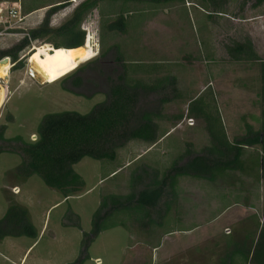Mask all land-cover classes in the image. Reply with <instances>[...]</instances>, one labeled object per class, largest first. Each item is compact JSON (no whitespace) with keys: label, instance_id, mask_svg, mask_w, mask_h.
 <instances>
[{"label":"rangeland","instance_id":"obj_1","mask_svg":"<svg viewBox=\"0 0 264 264\" xmlns=\"http://www.w3.org/2000/svg\"><path fill=\"white\" fill-rule=\"evenodd\" d=\"M19 1L20 7L15 6L18 0H0L3 8H19L24 17L18 25L9 18L2 20L7 23L0 22V52L14 51L48 14L49 27L57 29L86 0ZM51 3L58 6H45ZM253 5L254 0L100 2L81 25L86 39L79 47V61L71 50L53 48L42 40L29 41V46L18 52L21 68H12L10 58L8 68L1 66L0 88L5 95L0 102V128L5 127L4 138L19 136L26 143L37 141V128L45 115H85L108 100L110 84L122 70L112 65L109 71L98 61L112 46L127 66V79L150 83L173 76L181 97L172 100L166 92L169 102L163 105L157 103L158 93L143 97L141 103L159 115L155 119L159 139L152 145L131 140L116 150L113 161L82 158L73 169L84 180V188L67 198L47 188L37 176L20 182L13 175L20 157L1 153L0 219L7 209L6 189L27 208L38 235L35 239H3L0 264H73L78 260L83 233L90 231L102 196L127 194L130 173L136 167L145 166L163 175L186 149L196 154L208 145L202 121L187 114L193 100L203 97L215 104L229 141L243 134L245 123L259 128L264 2ZM34 8H42V12L25 17ZM248 44L260 61L249 63L242 55L235 58L241 46L245 49ZM113 52L108 53L109 60L115 58ZM30 63L44 83L28 76ZM260 157L258 145L244 147L242 172L224 173L213 183L180 178L176 187L178 215L171 210L163 226L149 234L121 227L103 231L87 248L83 264H219L232 249L228 243L250 248L264 226ZM73 215L79 228L72 225ZM234 264L248 263L235 256Z\"/></svg>","mask_w":264,"mask_h":264},{"label":"trees","instance_id":"obj_2","mask_svg":"<svg viewBox=\"0 0 264 264\" xmlns=\"http://www.w3.org/2000/svg\"><path fill=\"white\" fill-rule=\"evenodd\" d=\"M105 1L112 2V0L82 2L71 17L57 29L49 27L48 14L38 28L31 30L20 41L14 51L0 52V59L8 57L13 64L12 68H21L22 62L18 60V52L29 46V41L45 40L53 48L65 50L83 46L86 39L85 31L81 29L83 20L98 3ZM203 1L211 4L221 0ZM263 2L264 0H254L253 6L257 7ZM58 38L64 40L59 41ZM111 51H114L116 56L109 60L107 55ZM108 53L98 62L109 71L112 65L113 69L118 67L122 73L110 84L106 102L97 104L85 115L76 112L45 115L37 128L38 139L33 143H26L19 136L6 139L5 127L0 128V154L9 153L20 157V163L13 174L20 182L37 176L47 188L67 198L80 193L84 188V180L73 169L82 158L113 161L116 150L131 140L152 145L159 139L155 122L159 115L144 106L141 99L146 95L158 93L161 96L157 103L163 105L169 102L166 92L171 94L172 100L180 98L175 77L166 75L150 83L141 79H127V66L122 62L117 47H110ZM237 53L239 55L235 58L242 55L249 63L260 61L249 44L245 49L241 46ZM3 66L8 68L9 64ZM6 73L7 71L4 75ZM0 78L3 81V77ZM258 82L257 97L260 105L258 129L255 130L250 124L245 123L243 134L234 141H229L215 104L203 97L190 102L187 114L202 121L208 145L196 154L189 150L190 148L186 149L163 175L145 166L136 167L130 173L127 194L102 196L98 208L92 215L90 231L83 233L82 255L73 264H83L87 258L86 250L89 245L100 233L109 228L121 227L124 230L149 234L153 228L162 227L164 219L177 205L176 187L180 178L191 177L213 183L224 173L242 172L244 147L259 146L260 166L264 174V60L259 63ZM4 195L7 209L0 219V242L7 237L37 238L38 233L27 208L18 204L6 189ZM121 216L127 220L126 223ZM72 218L74 220L72 225L79 228L78 218L75 215ZM228 247L232 248L231 251L225 254L219 264H234L235 256L246 260L248 264H264V226L261 227L257 239L251 241L250 248L243 243L236 245L231 242L228 243Z\"/></svg>","mask_w":264,"mask_h":264},{"label":"built area","instance_id":"obj_3","mask_svg":"<svg viewBox=\"0 0 264 264\" xmlns=\"http://www.w3.org/2000/svg\"><path fill=\"white\" fill-rule=\"evenodd\" d=\"M6 5V4H5ZM19 7V6H18ZM3 18H9L11 20H13V24L14 25H18L21 24L23 22L24 17L21 16V11L20 9H16V7H10V8H3L2 5H0V22L2 23H7V20L5 19V21ZM16 190H18L17 188H15Z\"/></svg>","mask_w":264,"mask_h":264},{"label":"crops","instance_id":"obj_4","mask_svg":"<svg viewBox=\"0 0 264 264\" xmlns=\"http://www.w3.org/2000/svg\"><path fill=\"white\" fill-rule=\"evenodd\" d=\"M1 3H5V4H7L8 2L7 1H2ZM0 3V4H1ZM46 5H49V6H58V3H51V4H45V6ZM15 6H21V2L18 0V3L15 5ZM41 7H44V6H41ZM51 8H53V7H51ZM36 12H42V8H34V9H31V10H28L27 11V13L25 14V17H29V16H31L32 14H34V13H36ZM71 53H73V54H75V58L76 59H78V61L82 58L81 56H82V52L80 51V48H78V49H74V50H71L70 51ZM77 54V55H76ZM16 188H18V187H16ZM18 191H19V188H18ZM178 207H179V204L177 203V209H175V210H173V211H175L174 213L176 214V215H178ZM173 213V214H174ZM180 220L179 219H175V223H178ZM179 224L180 223H178L177 225L179 226ZM176 225V224H175Z\"/></svg>","mask_w":264,"mask_h":264},{"label":"water","instance_id":"obj_5","mask_svg":"<svg viewBox=\"0 0 264 264\" xmlns=\"http://www.w3.org/2000/svg\"><path fill=\"white\" fill-rule=\"evenodd\" d=\"M84 45V44H83ZM9 58L8 57H4L2 59H0V67L5 65V64H9ZM33 64H29L28 65V69H27V73H28V76L33 79L36 83H43V80L42 78L33 70ZM6 80H7V77H6Z\"/></svg>","mask_w":264,"mask_h":264},{"label":"bare ground","instance_id":"obj_6","mask_svg":"<svg viewBox=\"0 0 264 264\" xmlns=\"http://www.w3.org/2000/svg\"><path fill=\"white\" fill-rule=\"evenodd\" d=\"M44 47H46V46H44ZM41 48V47H40ZM1 68V67H0ZM39 76H40V74L38 73V70L37 69H33ZM41 77V76H40ZM42 78V77H41ZM42 80H43V78H42ZM45 81L43 80V83H44ZM4 95H5V92L3 91V90H1V88H0V102L2 101V99H3V97H4Z\"/></svg>","mask_w":264,"mask_h":264}]
</instances>
